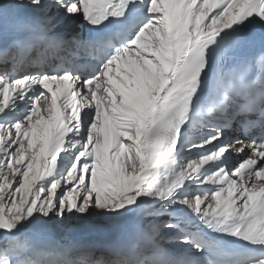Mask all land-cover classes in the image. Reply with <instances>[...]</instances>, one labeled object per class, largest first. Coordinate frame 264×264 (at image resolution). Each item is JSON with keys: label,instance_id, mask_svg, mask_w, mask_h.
Listing matches in <instances>:
<instances>
[{"label": "snow or ice", "instance_id": "6c2138e0", "mask_svg": "<svg viewBox=\"0 0 264 264\" xmlns=\"http://www.w3.org/2000/svg\"><path fill=\"white\" fill-rule=\"evenodd\" d=\"M0 264H264V0H0Z\"/></svg>", "mask_w": 264, "mask_h": 264}]
</instances>
